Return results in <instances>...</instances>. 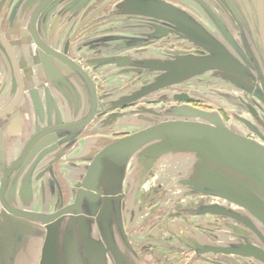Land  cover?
I'll return each instance as SVG.
<instances>
[{
  "label": "water",
  "instance_id": "95a60500",
  "mask_svg": "<svg viewBox=\"0 0 264 264\" xmlns=\"http://www.w3.org/2000/svg\"><path fill=\"white\" fill-rule=\"evenodd\" d=\"M88 1L90 0H24L30 5V9L27 11L24 9L26 15H29V33L40 48L41 54L44 55L45 60H49L48 56L52 55L79 71L81 78L89 88L91 109L86 117L74 123H62L58 119L46 126L35 128L33 131L37 133L27 141L26 131L28 132V130H26L25 120L30 118V112L25 113L27 110L22 111L17 108L20 104L26 105L28 97L24 92L22 76L16 60H14L18 89L13 93L12 101L4 109L0 108V118L12 113L10 118L0 119V155L2 156L0 171L3 173L0 186L2 205L0 239L3 240L0 241V264H29L28 259L30 257L36 264H58L56 240L60 223L65 216H71V220L66 223L65 232L70 229V233L74 237L76 236L75 230L79 229L78 235L81 236L83 250L90 264H137V254L133 251L130 241L127 239L124 225H122L123 192L119 184L123 178L124 168L128 160L137 155L143 161L147 159L148 165L155 163L156 167L158 162L165 157L189 152L195 156V176L197 178L203 177L206 181L211 182L209 184L200 181L201 179L198 178V181H194L199 184L197 192L205 194L208 192V195L221 197L228 204L232 202L241 208V213L237 214L232 209L214 204L204 207L203 212L222 214L226 218L235 219L240 225L233 223L229 225L233 224L231 226H234L235 233H237L235 237L238 239L243 238L244 235H253L250 242L236 240L235 244L230 242L228 245L210 243L198 247L195 251L235 255L250 258L256 264H264V143L248 137L237 124L227 127L217 112L190 105L178 106L173 104L172 107L165 108V110L141 108L137 112L133 111L131 114L135 116V119L141 120L145 125L129 134L108 139L91 154L88 157V164L84 173L76 185L73 200L59 209L52 212H34V210L11 204L10 195L14 194V187L18 181L23 183L21 189L25 191L28 199L30 200L32 197L30 176H28V181L26 179L24 181L22 168H19L14 175L11 174L12 171L16 170L19 164L24 165L30 161L38 151V158L47 155L52 148L47 147L50 144V139L54 135H62L56 132L76 130L75 135L77 136L96 112L98 102L94 81L83 67L74 64L69 56L51 47L36 28L39 25L44 34V28L50 25V35L55 34L62 27L69 31L75 19L80 14L82 18L88 12L83 10ZM192 1L202 8L208 20L226 38L230 47L237 49L234 39L227 33L223 23H219L218 18H216V13L211 14L210 7H214L216 2L214 0ZM252 1L256 12L255 19L258 30V35L254 36L255 42L261 44L263 54L262 66L258 65L261 72V75L259 74L261 85L255 89L249 85L252 77L254 78V71L250 67L241 70L243 65L231 52V48L222 41L216 32L198 21L186 10L167 0H121L116 3L113 13L141 16L145 19L144 25L150 27L151 30L141 31L137 35H110L108 38L115 43L113 51L135 48L145 41L164 36L184 39L188 43L196 45L201 51L186 54L183 51L175 50L172 53L174 54L173 57L164 59L160 55L147 53V50H135L133 51L135 54L132 55L139 57L108 55V57L91 61L97 66L116 62L113 65L118 67L125 64L140 70L165 71L163 76L159 75L155 80H149L137 90L134 89L131 93L126 91L120 101L114 104L112 108L139 100L182 79L207 72H211L215 77L228 80L236 89L248 91L252 94L256 105L261 104L264 107V0ZM93 3L98 5L100 0H94ZM60 21L61 24L58 23ZM0 40L13 53L12 48L7 43L8 41L1 33ZM101 44L104 45V42ZM243 56L242 60L248 61ZM256 56L254 55V57ZM258 62L261 63V61ZM13 96L15 97L13 98ZM9 99L7 95L5 100ZM183 99L189 100V97L184 95ZM75 105L78 107V103ZM172 114L181 115L180 117L184 115L199 117L202 120L171 118ZM120 115L123 116L124 114L118 112L110 114L112 118ZM245 122L248 124L247 126L256 131L251 123ZM48 134H50L47 136L48 140L41 141ZM15 143L24 145L19 155L17 154L16 160L12 162L13 154L9 152ZM33 147L34 149H32ZM31 149L32 153H30ZM57 156L58 153L50 160L49 166ZM9 163L11 164L7 165ZM108 163L114 166V174L111 181L108 182L109 186L103 188L100 185V177ZM49 173L53 178L52 171ZM184 179L185 177H182L179 183L182 184ZM228 180L233 181V184ZM217 183L220 184L221 188L214 192L201 188L202 186L217 188ZM249 213L254 218H251ZM30 220L33 223L29 222ZM95 223L100 227L101 239L90 236V230ZM38 224L44 226L45 232ZM15 228L21 232L16 237V241L13 242L11 240L15 237L13 234ZM43 234H45V238L40 248V241L37 238ZM13 243H15V248ZM72 244L75 249H78L76 240L72 241ZM10 247H13L14 250H11L13 253L7 256ZM108 255L110 263H108Z\"/></svg>",
  "mask_w": 264,
  "mask_h": 264
},
{
  "label": "flooded vegetation",
  "instance_id": "af4514ba",
  "mask_svg": "<svg viewBox=\"0 0 264 264\" xmlns=\"http://www.w3.org/2000/svg\"><path fill=\"white\" fill-rule=\"evenodd\" d=\"M216 4L214 7H210L211 14L214 12L216 13V18H218L219 23H223L222 25L225 26L227 33L230 34V36L234 39L237 49L234 47H230L228 41L218 30H216L213 26V24L205 17L204 23L220 38L222 41L231 48V52H233L234 56L240 61V63L243 65L241 70H246L247 67H250L254 71V78L252 77V80L250 81L249 85L253 89L258 87L260 84L259 74L261 75V72L258 69V65L262 66V47L259 42H255V37L258 35V30L256 26V12L254 8V4L252 0H214ZM93 0H90L85 5L84 9H87L90 7ZM24 9L27 11L30 9V5L24 0H0V33L3 35V37L8 41L9 47L12 48L11 53L7 46L0 40V108L6 107L11 101H12V95L15 93L14 91L18 89V79L16 75V68L14 60H16V63L18 65V69L20 72V75L22 76V82L24 84V92L28 95H30L31 92H33L36 89H42L43 91H48L50 94H48L47 101L50 103L51 96L60 97L63 99H67L69 102L72 103V105L76 103H80V88L84 92V101H85V113L82 116H76L72 119L65 120L62 123H74L81 118H84L88 115L91 109V95L89 92V88L86 85L85 81L81 78L80 73L77 69L72 67L71 65H68L67 63H64L63 61L59 60L57 57L54 56H48L49 60H45L44 55L41 54L40 48L38 47L37 43L33 40V38L30 36L29 33V15H26L24 12ZM32 9V8H31ZM107 10V5L102 6L98 9L95 13L91 14L88 18H86L83 23L84 25L74 24L71 31L68 32V29L66 28H59L58 31H56L55 34L50 35V25L46 26L44 28V34L42 29L39 25L36 26L39 34L41 37L45 38L46 42L56 49L58 52L63 53L66 56H69V58L74 61V64H79L83 69L86 71V73L89 75V77L94 81L95 83V90L97 93V109L90 120L84 127L88 126L95 118H98V114H100L101 111H103V108H100V96L97 92L99 90L102 91H109L113 87H107L108 89L102 88V86H98L95 79H93V76L95 74H99V76H106L102 75V71H105L102 69V66H97L94 62H88L85 53L82 54V50L85 48L89 49V51H92L93 54L92 57L96 56V49L101 44L100 42H109L111 39L107 38L104 39H92V37L95 35V32L99 26L102 25V23H105V20H108L109 17L99 18L97 20L90 21L93 18H95L97 15L101 16L103 12ZM97 16V17H98ZM118 16L121 19L120 22H126L125 20H130L129 17ZM112 17V16H111ZM115 19V20H116ZM92 22V23H91ZM110 22V21H109ZM108 22V23H109ZM51 23V22H50ZM61 24V21L58 22ZM112 24V23H111ZM73 25V24H72ZM99 25V26H98ZM86 37L84 41H81V36ZM115 35V34H112ZM255 36V37H254ZM80 39V40H79ZM52 40V41H51ZM155 42L152 41L151 44H154ZM244 55V56H243ZM254 55L256 57H254ZM242 56L245 57L248 61L242 60ZM89 57V58H92ZM261 61L259 63L258 61ZM52 61V62H51ZM257 61V63H256ZM67 69V70H66ZM70 70V71H69ZM101 72V73H100ZM104 74H106L104 72ZM242 83V82H241ZM109 86V85H108ZM235 93V104L239 106H234V108L237 109L236 113H232V116L235 118V121L233 123H236L238 126L243 128L244 130L246 128L252 130L248 124L245 121H248L251 123L257 131H259L258 127L256 126L255 119H262L261 113L263 111L260 106L261 104L256 105V103L253 101V96L248 91L242 90V89H236L234 88ZM225 95V93L223 92ZM7 95L9 96V100H5ZM11 95V96H10ZM229 96V95H228ZM227 96V97H228ZM15 96H13L14 98ZM231 97V96H229ZM233 100V99H232ZM21 103V101H20ZM16 109V107H15ZM202 109L209 110V108L202 107ZM218 114H220L221 117H223V120L227 119L229 122L230 115L227 113L226 108H221ZM229 110V109H228ZM230 111V110H229ZM250 115V117L248 116ZM12 116L11 114H7L4 117L0 119H8ZM264 122V119H262ZM262 122V123H263ZM36 131H32V133L28 132L26 133L27 141L36 134ZM58 133H61L62 135H54L50 139V144H48V148H57V153H61L63 150V147L69 144H73V142L76 139V130H73L72 132L70 130H60ZM129 131H126L124 133L117 134L116 137H120L126 134H129ZM50 134L44 136L41 141L47 139ZM252 139L254 137L248 136ZM24 144H14V153L12 162L16 160L19 153L22 151V146ZM36 146V145H35ZM34 146V147H35ZM34 147L32 149H34ZM47 148V149H48ZM51 148V149H52ZM32 149L30 153H32ZM29 153V154H30ZM18 154V155H17ZM28 154V156H29ZM39 151L36 152L32 156L33 161V169L32 173L30 174V180L38 179L42 175H44L45 181L47 182V185L53 190L52 197L54 198V205L53 209L50 211H55L59 209L61 206L67 204L63 198L65 197V190H62L60 192V187L58 185V182H56L55 179L51 178V175L49 171L53 173L52 170V164L49 166L44 165L41 169L36 170L35 166L37 165V162L39 160L38 158ZM2 156L0 155V162H1ZM11 162V163H12ZM11 163L7 164L10 165ZM1 166V164H0ZM23 165L19 164L18 168L16 170L12 171V175L21 168ZM55 169V168H53ZM2 171H0V186L2 181ZM55 177V175H54ZM30 185L31 181H30ZM77 186L72 187L71 189V200H73L75 195V190ZM203 190L206 191H217L221 188L220 184L217 183V188H208L207 186L201 187ZM171 189L167 188L166 186L163 187L159 184V186L156 189H153V195L147 194V198L144 197L143 204L148 205L150 204V207H154V212L150 214L146 219H144L142 225H139L136 229V231L140 232L144 230V226L148 223L153 222V228L151 227L147 232H145L147 238H154V242H147V243H141L139 245H134L132 243V247L134 248L133 251L136 252L137 256L143 259V261L146 262V264H209V256L208 252H202L199 253L195 251L198 249V247H203L207 244H209L206 240L203 242L195 239L190 238L183 235V231L181 229H172L173 226V220L175 218L182 219V221L186 222V224H193L192 218L193 214L198 213V215H203L204 217L208 216H221L225 219V216L222 214H212V213H204L203 208L208 205H220L222 207H227V209H232L237 214L241 213V208L234 204H224V203H217L216 201L214 203H206L205 201H201L200 203L197 202V197H189L187 200H185L182 196V192L178 193L180 195L177 197L176 195H172L170 193ZM205 191V192H206ZM175 193V191H172ZM180 192V191H179ZM208 194V192H207ZM171 195L174 197L173 201H169L173 199ZM187 195V194H186ZM188 197V195H187ZM36 198V196H35ZM186 198V197H185ZM221 198V197H220ZM169 199V200H168ZM185 201H184V200ZM223 199V198H221ZM126 200V194L122 193V203ZM225 200V199H223ZM184 201V202H183ZM13 206H16L15 204L11 203ZM123 207V206H122ZM1 202H0V213H1ZM38 208V207H37ZM38 211V212H44L42 210L38 209H30ZM245 212L246 210L243 209ZM249 216L251 218H254V216L249 213ZM153 217H157L153 219ZM196 218V217H195ZM71 220V216H65L60 223V228L58 231V238H57V246H58V264H90L87 260V257L84 253L83 246L81 243V236L79 234V229L75 230V235L70 233L71 230L69 229L68 232L66 231V223H68ZM122 220L123 224L125 226V214L123 215V208H122ZM235 220V219H233ZM29 222H32L30 220ZM195 222V221H194ZM33 223V222H32ZM100 223V221H99ZM196 223V222H195ZM194 223V224H195ZM228 223V222H226ZM206 224V223H205ZM41 226L43 231L45 232V228L43 225L38 224ZM198 225V224H196ZM235 225V224H234ZM94 227L90 230V236L101 239L102 233L100 230L99 225L95 223L93 225ZM164 227L167 232H169V235L167 236H161L159 232V227ZM201 226L199 229L201 233L203 234V230L207 227L205 225L204 228ZM85 230V229H84ZM21 231H19L18 228H15V237L12 238L11 241L15 242L16 237L19 235ZM207 232V231H205ZM127 239L130 235L127 231L125 232ZM251 237H253L252 234L244 235L242 238L243 241H251ZM45 238V234H43L39 239L40 248L42 247L43 241ZM76 240L78 242V249L74 248V245L72 244V241ZM2 242V238L0 239ZM31 241V239H30ZM129 241V240H128ZM239 241V240H238ZM13 247L15 248V243H13ZM235 244V242L231 243ZM13 247L9 248V251L7 252V256H10L13 252L11 250H14ZM79 251V253H77ZM108 263H110L109 255L107 256ZM217 264V263H216ZM219 264V263H218Z\"/></svg>",
  "mask_w": 264,
  "mask_h": 264
},
{
  "label": "crops",
  "instance_id": "0c3cea01",
  "mask_svg": "<svg viewBox=\"0 0 264 264\" xmlns=\"http://www.w3.org/2000/svg\"><path fill=\"white\" fill-rule=\"evenodd\" d=\"M98 1V0H97ZM112 0H100V3L98 5L91 3L90 7L87 9L88 12L86 15H84L81 18V14L79 17L75 19L73 22V25L71 26L70 30L73 28L74 24H82L83 21L88 18L91 14L98 11L99 8L102 6L107 5V10L103 12L100 16V18L105 17H111L114 13V6L110 5V2ZM171 3H174L175 5L179 6L181 9L186 10L190 14H192L198 21H201L204 23L206 15L204 14L202 8L199 7L195 2L192 0H186L187 4H181L178 3L175 0H167ZM119 2V1H118ZM186 5V6H184ZM108 6L111 7L108 9ZM84 12V11H83ZM120 15V14H116ZM125 15V14H122ZM128 17H130L129 14H127ZM133 18L126 22H114V24L110 23L108 20H105V23H102L101 26H99L95 32V35L92 37V39H104L108 36L115 34V35H137L139 32H145L150 31V27L145 26L144 22L145 19L141 16L133 15ZM207 18V17H206ZM208 19V18H207ZM109 22V23H108ZM205 24V23H204ZM206 25V24H205ZM207 26V25H206ZM208 27V26H207ZM68 31V32H69ZM108 35V36H107ZM160 39V38H158ZM102 43V42H101ZM115 43L113 41L104 42V45L101 44L96 49V56L92 57L93 54L92 51H89V49L85 48L82 50V54L85 53L86 58L88 59V62L94 61L97 58H103L108 57L111 55H114L113 46ZM147 46V45H146ZM147 51L149 52H155L157 50H154L152 47L153 45H148ZM155 48V47H154ZM126 50V51H124ZM144 50V49H143ZM121 52H129L128 48L122 49ZM92 57V58H89ZM102 69L105 70L106 76H108V72L110 75L115 73L116 76H122V78L129 74L128 71H119L118 69L113 70L112 64H102ZM101 66V65H100ZM107 79V78H106ZM158 91V90H157ZM80 103L78 104V107L76 105H72L71 102H69L67 99H63L60 97H53L51 96L50 103L47 101L48 94L50 92L43 91L42 89H36L33 92L28 94V99L26 100V105H19L17 109L19 110H27L25 113L30 112V118L25 120L26 124V130L28 132L32 133V131L35 128H40L43 126H46L48 123H53L54 121H57L60 119L62 121H67L69 119H72L76 116H82L85 113V101H84V91L80 88ZM115 91L111 93L109 96H105L104 101L100 102V108H103V111L100 112L98 115V118H95L88 126L83 127L79 134L77 135L75 141L73 144H69L63 147V150L61 153L58 154L57 158L52 162V170L54 172L53 178L58 182V185L60 187V192L62 190H65V197L63 200L66 203L71 202V189L72 187L76 186L77 183L80 180L81 175L84 173L85 167L88 164V157L93 154L104 142H106L108 139L112 137H116L117 134L124 133L123 130L121 131H115L112 132L113 128L121 127V123L116 124L117 121L121 122L119 119L123 118L121 115L116 116L112 118L110 114L112 113H122L116 109V106L114 104L118 103L120 99L122 98L123 94L121 93V90H118L119 93L114 94ZM156 92V91H155ZM153 92V93H155ZM152 94V93H151ZM148 94L147 96L151 95ZM114 100L116 102H114ZM24 107V108H23ZM150 108L153 110H160L159 108H152V107H144ZM141 109V108H139ZM105 111L108 112L105 113ZM136 115V114H135ZM135 118V116H134ZM125 128V125H122ZM141 128V127H139ZM137 128V129H139ZM135 130H132L130 132H133ZM26 131V133H28ZM126 132V131H125ZM10 154L14 153V148L9 152ZM57 148L50 149L49 153L45 156H41L37 162V165L35 166L36 170L41 169L44 165H47L50 163V160L56 155ZM195 156L192 155V152H189L187 154H181V155H174V156H168L165 157L162 161L158 162L157 166L155 167V163L148 165V160L146 159L143 161L139 155L136 157H131L125 168L123 173V178L120 182V188L123 193L126 194V200L123 204V215L125 214V232L127 231L130 235L128 240L130 241L131 246L132 243L134 245H139L141 243H147V242H154V238H147L145 232L149 230L151 227L153 228V222L148 223L144 226L143 231H136L137 227L139 225H142L144 219H146L152 212H154V207H150V204L144 205V197L148 194L153 195V189H156L159 184L163 187H167L170 189L176 188L177 185H180L179 181L182 180V177H185L184 181H182L183 184L188 183L191 181L192 178L195 176ZM33 161L30 160L27 163H25L22 168V175L25 179H28V176L32 173L33 169ZM105 171L102 172L100 177V185L103 188H107L109 186L108 182L111 181L113 174H114V166L107 164ZM180 165H183L180 167ZM180 167V169L177 167ZM186 166V167H185ZM149 167V168H148ZM151 167V169H150ZM173 167V168H172ZM55 168V169H53ZM181 168L183 169V173L180 171ZM150 169V170H149ZM173 170V171H171ZM175 170H178L177 174ZM53 174V173H52ZM47 177V175H46ZM44 175H42L40 178L31 181V199L29 200L27 195L24 193L21 188H23V183H20L19 181L16 183L13 191V195H10L11 202L18 207H23L27 209H38L42 211H51L53 209L54 205V198L52 197L53 190L47 185V182L45 181ZM195 178H197L195 176ZM28 181V180H27ZM26 181V182H27ZM179 193L182 192L181 189H179ZM62 193V192H61ZM188 194V193H187ZM147 195V196H148ZM36 196V198H35ZM147 196L145 198H147ZM28 204V205H27ZM38 207V208H37ZM196 217V218H195ZM157 217H153L155 219ZM209 218L204 217L203 215H198V213L193 214L192 222H196L198 224L197 226L194 224H186V222L182 221V219L175 218L173 221L172 229H181L183 231L184 237H190L195 238L200 241H204V236L202 235L200 229L198 227L203 226V224L200 223H206L204 226H207V223L209 222ZM159 232L161 236H167L169 235V232L165 230L164 227H159ZM186 238V237H185ZM133 248V247H132ZM134 250V248H133ZM137 264H146L145 261H143L142 258L137 256ZM29 264H36V262L30 257L28 259Z\"/></svg>",
  "mask_w": 264,
  "mask_h": 264
},
{
  "label": "rangeland",
  "instance_id": "374dc122",
  "mask_svg": "<svg viewBox=\"0 0 264 264\" xmlns=\"http://www.w3.org/2000/svg\"><path fill=\"white\" fill-rule=\"evenodd\" d=\"M118 1H121V0H112L108 2H110V5L112 6L118 3ZM175 1L181 4H187L186 0H175ZM110 8L111 7L108 6V9ZM133 15H130L129 18H133L132 17ZM97 16L95 18L92 17L90 21L94 22V20H97L100 18V16L98 17ZM119 16H123V15L120 14ZM124 17H128V15L125 14ZM116 18H119V17L114 12L112 17H109L108 21L110 20V23H113V24L114 22L121 21V19H116ZM82 25H84V23H82ZM80 39L81 41H84L86 37H83L82 35ZM152 41H154L155 43L151 44ZM150 44L155 47V48L152 47L154 50H157L155 52H152V54L160 55L161 58H164V59L165 58L167 59L168 57H171V56L173 57L174 54L172 53L175 50L183 51L186 54L196 53L199 50L201 51V49L197 48L196 45H192L191 43H188L184 39L177 38V37L168 38L164 36V37H161L160 39H150V41H145L144 43H141V45L135 46V48L134 47L128 48L130 54H127V52H121V50H117V51H114V55L115 56L127 55L126 57H129V58L139 57V56L132 55L134 53L133 51L143 50V49L147 50L146 47H149L148 45ZM148 52L149 50L147 51V53ZM113 64H116V62ZM114 69H118L119 71L125 70V71H128L129 74L122 78V76L114 75L115 74L114 72L112 75H110L111 72L109 71L110 73L108 72V76H99V74L98 75L95 74V76H93V79L96 80L98 86L101 85L102 88L104 89H108L107 87H113L109 91H105V90L97 91L99 92L98 94L101 95L100 99L102 100V102L104 101L105 96L111 95L113 91H115L114 94L119 93L118 90H121L122 91L121 93H123V91L124 92L128 91L127 93H131L133 92L134 89L137 90V88L149 82V80L150 81L155 80L159 75L163 76L165 72L161 70L160 71H157V70L148 71L144 69L140 70V69L134 68L133 66H129L125 64H122L119 67L117 65H114L113 70ZM102 75H106L104 74V71H102ZM226 79H228L227 76H226ZM223 92L225 93V95L223 94ZM184 95H187L189 97V100H184L183 99ZM228 95L231 97H229ZM234 100H235L234 86L228 80H225L222 77L221 78L215 77L214 75L211 74V72H207L201 75H195L194 77L182 79L181 81L175 84L161 88L155 93H152L149 96H145L139 100H135L132 102L125 103L124 105L117 106L116 109H118L119 112H121L124 109L122 111V115L123 114L124 115L122 116L123 118L119 119L121 122L119 121L116 122V124L121 123L120 124L121 127L113 128L112 132L121 131V130H123L124 132L125 131L130 132L132 130H137V128L139 127L144 126L145 124L141 120L135 119L134 115L131 114L133 111L137 112L139 108H144V107L155 108L156 107V108L165 110V108L172 107L173 104L178 105V106L190 105V106H194L198 108L206 107V108H209L213 112H217V114L220 113L219 111L222 110L221 108H226L227 109L226 111L228 115H230L231 120L228 122L227 119L223 120V117L221 118L224 124L227 127H229V126L236 124V123H233L235 121V118L232 116V113L234 114L237 112V109L234 108V106H239V105L235 104ZM256 100L258 101V99ZM114 102L116 101L114 100ZM258 103L260 102L258 101ZM260 108L263 109V111L260 113H261L262 119H264V107L260 106ZM106 112L108 111H105V113ZM108 114H110V112H108ZM180 116L177 114L176 115L172 114V116L170 117L176 118ZM248 116L250 117L249 114ZM180 118L192 119V120H202L199 117H191V116H186V115ZM262 119H255V122H256L255 124L259 128L258 132L257 130L254 131L248 128L244 130L240 126L239 127L242 129V131L245 132L247 136H252L254 137L255 140H258L264 143V122ZM122 125H125V128ZM181 166L183 165H180V167ZM180 167L178 166L177 169L178 168L180 169ZM180 171L183 173L182 168ZM175 172L177 173L178 170H175ZM182 173H177V174H182ZM198 178H200V176ZM198 178H195L194 176V178H192L190 182L183 184L181 187L180 185H177L176 188L174 187L173 189H171L170 193L172 195H176L177 197H179L180 195H178V193H179V189H181L182 195H183L182 197L185 200H187V198L192 197V196L193 197L198 196V199H197L198 203H200L201 201L203 202L205 201L206 203H214L216 201L217 203L228 204L226 200H223L220 197L208 195L205 193H198L197 191L199 188L198 186L199 184H197L198 182H194V181H198ZM200 179H199L200 181H204V182L211 184V182L206 181V179H204L203 177H201ZM220 180L222 181L221 178ZM228 181L231 184H233L232 183L233 181H230V180ZM172 191H175V193H173ZM186 194L188 195V197ZM168 196H171V195H168ZM171 197L173 199L171 200L168 199L170 202L174 200V197L173 196ZM208 218L210 220L207 223V227L202 231L203 232L202 235L205 237L204 240H206L209 244L216 243V244H227L228 245L230 244V242H235L236 240H242V238L238 239L235 237L237 233H235L234 226L233 227L231 226L233 224L240 225V223H238L236 220H233L232 218H226V217L224 219L223 217L216 216V215L208 216ZM230 223H233V224L229 225ZM200 224H203L202 228L205 227L204 222ZM194 225H196V223ZM208 256H209V264H216V263L217 264L218 263L219 264H256V262L250 258H243V257L235 256V255L209 253Z\"/></svg>",
  "mask_w": 264,
  "mask_h": 264
}]
</instances>
